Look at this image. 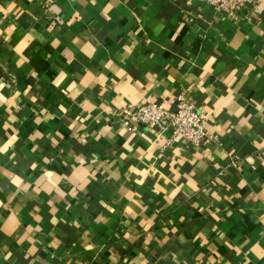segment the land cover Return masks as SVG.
I'll list each match as a JSON object with an SVG mask.
<instances>
[{"label": "crops", "instance_id": "0c3cea01", "mask_svg": "<svg viewBox=\"0 0 264 264\" xmlns=\"http://www.w3.org/2000/svg\"><path fill=\"white\" fill-rule=\"evenodd\" d=\"M255 1L0 0V264H264ZM180 95L207 144L123 121Z\"/></svg>", "mask_w": 264, "mask_h": 264}, {"label": "built area", "instance_id": "2783aa9c", "mask_svg": "<svg viewBox=\"0 0 264 264\" xmlns=\"http://www.w3.org/2000/svg\"><path fill=\"white\" fill-rule=\"evenodd\" d=\"M205 1L228 16L235 15L245 6L256 2L255 0ZM177 102V111H173L163 104L147 101L139 107L124 110L123 121L126 125L134 121L151 129L170 127L173 138L179 137L182 141L196 146L207 144L213 137L205 130L204 116L199 112L195 102L186 95H180Z\"/></svg>", "mask_w": 264, "mask_h": 264}, {"label": "water", "instance_id": "95a60500", "mask_svg": "<svg viewBox=\"0 0 264 264\" xmlns=\"http://www.w3.org/2000/svg\"><path fill=\"white\" fill-rule=\"evenodd\" d=\"M173 111H177V107L173 109Z\"/></svg>", "mask_w": 264, "mask_h": 264}]
</instances>
